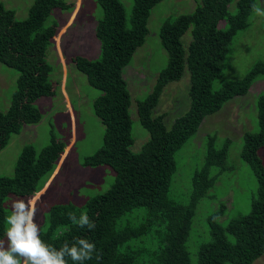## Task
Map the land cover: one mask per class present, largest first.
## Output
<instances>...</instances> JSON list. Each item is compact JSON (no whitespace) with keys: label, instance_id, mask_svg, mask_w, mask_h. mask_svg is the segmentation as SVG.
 <instances>
[{"label":"trees","instance_id":"obj_1","mask_svg":"<svg viewBox=\"0 0 264 264\" xmlns=\"http://www.w3.org/2000/svg\"><path fill=\"white\" fill-rule=\"evenodd\" d=\"M97 1L103 12L95 25L98 57L72 59L89 84L101 91L93 109L104 125L103 143L85 156L82 164H105L115 172V178L105 192L80 205L50 206L43 213L41 239L57 249L76 237L89 239L101 255L97 260L94 253L84 264H252L264 253V163L260 156L264 149V89L255 97V127L244 133L240 152L257 180L250 210L228 217L226 202L214 197L218 207L206 217L209 238L198 245L195 260L187 240L199 202L211 196L218 175L230 169L226 164L229 140L217 146L216 132L206 135L204 162L192 175L189 200L178 202L169 197V191L177 169L176 153L193 138L204 118L234 97L247 94L250 86L264 77V62H257L241 79L224 81L220 89L212 85L221 74L232 38L248 26L256 0H198L192 13L163 22L160 38L168 52V63L150 93L137 102L138 119L149 132L138 152L131 149V101L122 71L145 42L150 11L161 0H132L129 8L122 0ZM233 3L235 10L230 9ZM73 5L66 0H34L27 17L17 20L14 10L0 2V62L17 72L10 104L5 112L0 111V150L11 134L40 121L36 101L56 94L57 85L49 80L52 66L46 54L59 24L50 18L54 9L70 11ZM220 21L224 25L219 28ZM190 27L192 40L185 51L181 37ZM185 68L189 71L190 106L167 126L164 112L153 116V110L167 84L180 80ZM63 148L64 143L54 135L39 152L26 145L13 176H0V239H4V217L10 212L9 196H32ZM213 168L218 170L216 174ZM69 211L77 216L87 212L96 228L89 231L72 225L66 215Z\"/></svg>","mask_w":264,"mask_h":264},{"label":"rangeland","instance_id":"obj_2","mask_svg":"<svg viewBox=\"0 0 264 264\" xmlns=\"http://www.w3.org/2000/svg\"><path fill=\"white\" fill-rule=\"evenodd\" d=\"M129 8L132 0H122ZM15 12V19L24 20L34 0H0ZM73 9H54L51 19L59 24L52 44L48 47L46 60L52 66L49 80L56 84V94L41 97L36 105L41 119L26 124L18 134H11L7 145L0 150V176L11 177L19 155L26 145L39 152L47 146L52 135L64 143L52 170L41 181L32 197L10 195L11 200L30 201L36 209V222L41 225L43 213L54 204L80 205L94 195L105 192L114 182L115 172L105 164L83 165V158L93 154L103 143L104 125L93 109L101 91L88 82L86 75L74 67L72 59L82 56L95 59L99 54V41L95 36L96 22L102 17L97 0H66ZM198 0H161L155 4L148 18V34L145 42L134 52L130 62L123 68V78L130 93V117L132 119V151L138 152L148 140L149 132L137 116V102L148 95L159 72L168 63V52L160 38V28L168 18L192 13ZM264 9V0H256ZM235 10V3L231 4ZM48 24V20L45 22ZM224 21L218 23L223 27ZM192 27L181 37L183 48L192 40ZM257 62H264V17L251 11L248 26L238 31L228 45L222 60L219 77L212 81L213 89H220L224 81L241 79ZM17 72L0 62V111L5 112L16 90ZM189 71L185 68L180 80L167 84L153 116L165 114L164 122L170 126L173 120L190 106L188 91ZM264 89V77L258 78L248 93L236 96L214 114L207 115L197 133L176 153L177 169L172 177L169 197L185 203L192 188V175L204 162V142L208 133L216 132L217 146L229 140L227 167L210 189L211 196L203 198L196 209L193 225L187 240L192 260L196 258L198 245L209 238L206 217L217 209L214 197L226 202L227 216L248 213L250 200L256 194L257 180L252 168L240 158L243 136L252 130L256 117L255 97ZM251 122V123H250ZM251 127V128H250ZM264 163V149L260 151ZM213 168L212 173L216 174ZM232 200L234 201L232 204ZM252 264H264V253Z\"/></svg>","mask_w":264,"mask_h":264},{"label":"clouds","instance_id":"obj_3","mask_svg":"<svg viewBox=\"0 0 264 264\" xmlns=\"http://www.w3.org/2000/svg\"><path fill=\"white\" fill-rule=\"evenodd\" d=\"M251 9L256 16L264 17V9L257 4H252ZM66 215L77 228L89 231L96 228L87 212L77 216L69 211ZM4 224V239H0V264H84L93 258L94 253L96 259H100L101 254L95 244L87 238L76 237L71 242L65 241L58 249L42 240L41 228L36 222V209L30 201L11 200Z\"/></svg>","mask_w":264,"mask_h":264}]
</instances>
